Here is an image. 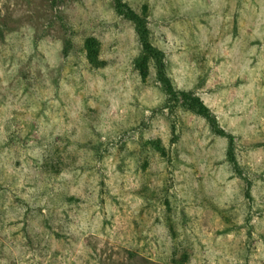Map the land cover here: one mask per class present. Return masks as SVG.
<instances>
[{
	"label": "rangeland",
	"instance_id": "rangeland-1",
	"mask_svg": "<svg viewBox=\"0 0 264 264\" xmlns=\"http://www.w3.org/2000/svg\"><path fill=\"white\" fill-rule=\"evenodd\" d=\"M0 264H264V0H0Z\"/></svg>",
	"mask_w": 264,
	"mask_h": 264
},
{
	"label": "trees",
	"instance_id": "trees-1",
	"mask_svg": "<svg viewBox=\"0 0 264 264\" xmlns=\"http://www.w3.org/2000/svg\"><path fill=\"white\" fill-rule=\"evenodd\" d=\"M129 11H130V15H131L130 16L131 20L134 23L139 22L140 15L136 11H134L131 7L129 8ZM145 17H146V15H145ZM142 35L145 38L148 37V39H149L148 43L146 45H144V47H145L144 56H142V58L139 62L140 64L145 65V71L143 69H140L141 72H144L143 77L145 78L150 74L151 67H153L155 69L154 66H150L151 63H154L155 66L159 69V71H157L155 69L157 75H164L166 72V66H164L163 63L160 61V56L158 54V51L151 45L150 29L143 27L142 28ZM90 43L92 44V42H90ZM90 55L91 56H87V59L89 60V62L91 64L100 63L99 57L96 53L95 54L92 53ZM163 83L166 85V87L170 91H174V92H175V90L178 91L177 89L174 90L175 85H174L171 78H168ZM181 95H182V97H184L186 95V93H182ZM189 99H190L191 103L195 104L199 108L200 112L202 113V115L204 117H206L208 120H212L210 115L206 111V108L202 104V102H200L197 98H194V97L190 98V96H189Z\"/></svg>",
	"mask_w": 264,
	"mask_h": 264
}]
</instances>
